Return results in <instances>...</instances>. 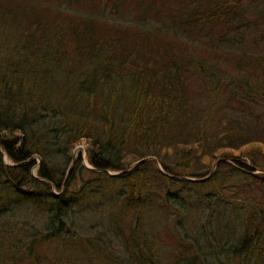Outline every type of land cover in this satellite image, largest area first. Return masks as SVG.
Masks as SVG:
<instances>
[{
    "label": "trees",
    "instance_id": "16d2710c",
    "mask_svg": "<svg viewBox=\"0 0 264 264\" xmlns=\"http://www.w3.org/2000/svg\"><path fill=\"white\" fill-rule=\"evenodd\" d=\"M223 48L237 51L223 59ZM228 76L239 95L224 102ZM255 106L264 111V0H0V248L24 264H64L69 245L161 264L145 213L185 214L178 191L191 188L200 219L189 240L173 223L171 263L264 264V203L226 204L217 187L223 168L264 186ZM81 142L89 168L67 170ZM80 170L94 178L73 188Z\"/></svg>",
    "mask_w": 264,
    "mask_h": 264
},
{
    "label": "rangeland",
    "instance_id": "374dc122",
    "mask_svg": "<svg viewBox=\"0 0 264 264\" xmlns=\"http://www.w3.org/2000/svg\"><path fill=\"white\" fill-rule=\"evenodd\" d=\"M98 3L100 4L99 1ZM98 11L100 13L103 12V16L111 20H115L119 16L120 18L133 20V22L138 23L139 25L145 27L157 23L156 21L147 19L148 16H145L142 19L135 18L134 20V18L130 17L132 15V10L130 9H123L120 12V14L119 13L112 14L110 13L111 11L109 10H101V6H99ZM241 46L244 48H248V42L245 41L244 43V40L241 41ZM227 50H230L229 52L237 51V49L233 51L231 49L223 48L221 50V57H223V59L225 58L224 55H225V51ZM228 74L231 77L233 76L229 72ZM191 82H192V87L194 89H198V87L200 86L199 78H191ZM225 82H226L225 85H223V83L221 84L219 91V97L224 102L228 101L229 98H234L239 95L238 90L236 91V94H232L236 90L235 88L236 84L229 76L227 79H225ZM228 91H230L231 93H228ZM228 96L230 97L228 98ZM255 108L256 109L252 111L253 114L262 113L261 119L258 123L259 127H262L264 126V111L260 109V107L258 106H255ZM227 110L228 109H226L225 112H227ZM239 113L242 112L240 111ZM253 114L244 111L245 118L252 119ZM258 125L252 124L251 127L257 128ZM71 155L73 160L72 165H75L76 172H78V169L82 166L86 168L89 167L85 155V146L84 144H82V142L77 144L72 149ZM78 157H79V161L77 162ZM3 160L4 162H6L4 157ZM34 160L38 161L36 157H34ZM157 166L160 168L159 164L156 163L155 168H157ZM212 171L213 169L210 170V172ZM210 172L209 175L211 174ZM254 172L256 173L257 171ZM110 173H114V172H110ZM220 174H221V178L220 181L217 183V187H220L221 195H219V197L222 199L224 203L236 204V205H240L244 203L252 204L253 201L255 200H259L260 203L261 202L264 203V186L260 185L259 183H256L251 179H248V177L244 173H234L230 171L228 168L221 169ZM75 178L77 179H75V182L72 184L73 188L85 184V182H88V178H94V177L90 174L83 172V170H80L79 174H77ZM78 178H82V179H78ZM176 187L177 185L173 184L172 186L169 187V190H172ZM205 190L207 191L210 190V192L213 193L216 192V187L212 185H207L205 187ZM178 195L182 196L183 198H187V197L190 198V202L187 205V210L185 214L175 213L172 209L166 211L160 208L159 204H152L153 205L152 208L155 211H151L150 213H145V217H144L145 223L143 229L147 233L148 237L155 242L156 253L159 262L161 264H172L171 257L169 256V254L172 251L173 245L177 243L176 240L178 239L177 238L178 233L174 228L173 223L174 222L176 223L184 239L189 240V238L192 237L193 234L195 233L194 224L198 223V220L200 219V215H201V208H198L199 206L197 205V201H196L197 196L195 190L191 188H189L188 191L180 190L178 191ZM170 200H173V198H171ZM173 202L176 203V201ZM19 212L23 213V211H19ZM21 216L23 215H19L18 219ZM215 219L212 217L209 218L212 228H214V223L216 222ZM102 237L105 240L104 242L106 246L105 250L111 252V254L115 256L116 254H119L118 250H120L121 247L117 239L114 238L112 235H108V234L102 235ZM3 239L4 238H2L1 240ZM59 255L64 264H120L118 263L119 259L116 260V258L111 256H107V257L102 256L101 259H97V257H89V256L86 257L83 254H81L79 250L74 249V247H72L71 245H69L66 249L60 247ZM0 264H24V263L23 260L20 259V257L18 258L16 254L13 255L11 252L3 248H0Z\"/></svg>",
    "mask_w": 264,
    "mask_h": 264
},
{
    "label": "water",
    "instance_id": "95a60500",
    "mask_svg": "<svg viewBox=\"0 0 264 264\" xmlns=\"http://www.w3.org/2000/svg\"><path fill=\"white\" fill-rule=\"evenodd\" d=\"M144 160H153V161H155V159L154 158H152V157H150V158H145V159H143V160H139L138 162H140V161H144ZM72 162H73V160L71 159V162H70V164H69V166H68V168H67V170H69L70 169V166L72 165ZM138 162H136V163H138ZM156 162V161H155ZM89 168V167H88ZM157 170H159V171H161L160 170V168L157 166ZM257 172H264L263 170H257ZM108 174H110V175H114V174H118L117 172H115V173H108ZM203 179V178H202Z\"/></svg>",
    "mask_w": 264,
    "mask_h": 264
}]
</instances>
